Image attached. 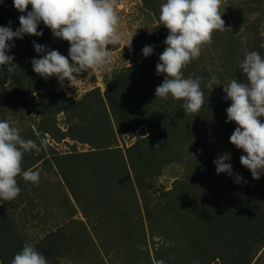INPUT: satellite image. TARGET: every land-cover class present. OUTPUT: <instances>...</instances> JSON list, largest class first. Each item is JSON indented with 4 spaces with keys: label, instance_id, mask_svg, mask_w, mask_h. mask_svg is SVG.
<instances>
[{
    "label": "rangeland",
    "instance_id": "1",
    "mask_svg": "<svg viewBox=\"0 0 264 264\" xmlns=\"http://www.w3.org/2000/svg\"><path fill=\"white\" fill-rule=\"evenodd\" d=\"M164 2L119 0L124 41L108 46L111 70L82 72L75 86L33 71L41 55L33 42L68 56V42L43 23V36L10 42L19 67L0 68V120L19 121L26 139L39 145V133L47 147L23 159L25 170L40 172L39 185L17 177L19 196L0 199V264L25 243L49 264H264V175L253 179L229 142L236 124L226 123L223 85L205 87L212 75L221 84L243 80L246 52L264 56V0H222L226 29L183 69L186 78L202 77L196 116L185 115L182 101L155 98L164 78L156 73L168 35L158 19ZM19 15L13 0H0V26L11 21L15 30ZM146 45L154 47L148 57ZM224 153L232 176L216 173Z\"/></svg>",
    "mask_w": 264,
    "mask_h": 264
},
{
    "label": "clouds",
    "instance_id": "2",
    "mask_svg": "<svg viewBox=\"0 0 264 264\" xmlns=\"http://www.w3.org/2000/svg\"><path fill=\"white\" fill-rule=\"evenodd\" d=\"M222 0H166L160 5L159 22L168 30L164 40L166 47L159 54L156 64L157 75L163 81L155 88V98L167 101L169 98L182 101L185 115L197 114L205 103V94L201 87L202 77H185L183 69L197 60L202 48L210 45L214 32H222L225 21L220 12ZM31 5V10L28 6ZM119 0H13V7L21 13L19 27L15 30L0 26V68L14 73L18 65L9 51L14 47L15 39L28 36H43L38 26L43 23L51 30L54 38L68 42V56L58 50H47L46 46L33 42L40 58H32L33 71L47 80L55 77L63 87L67 81L75 86L78 75L85 71L96 70L108 72L113 63L109 45H118L124 41V32L120 30L118 15ZM133 37V36H132ZM132 37L125 43L131 47ZM154 47L142 48L144 57L150 56ZM70 58V59H69ZM240 70L244 79H232L226 84L216 75L205 84L212 90L214 86L223 85L226 93L224 99L231 104L226 108L228 122L236 127L229 137V142L243 151L240 163L247 168L253 179L264 175V56L252 50L245 53ZM196 116V115H195ZM73 123H79L75 118ZM19 121L0 120V199H16L21 188L17 177L38 186L40 172L32 168H23L26 153H40L46 150L47 140L37 134L36 140L26 139ZM188 152V147H187ZM189 158L195 160L194 154L188 152ZM230 154H221L214 160L216 173L233 175V166L227 163ZM235 182L246 181L239 174ZM10 264H49L47 258L30 243H25L14 254ZM154 264H165L157 260ZM193 264H198L194 261Z\"/></svg>",
    "mask_w": 264,
    "mask_h": 264
}]
</instances>
